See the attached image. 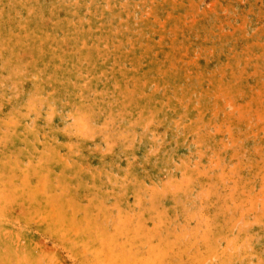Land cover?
<instances>
[{"label": "rangeland", "instance_id": "rangeland-1", "mask_svg": "<svg viewBox=\"0 0 264 264\" xmlns=\"http://www.w3.org/2000/svg\"><path fill=\"white\" fill-rule=\"evenodd\" d=\"M0 264H264V0H0Z\"/></svg>", "mask_w": 264, "mask_h": 264}]
</instances>
